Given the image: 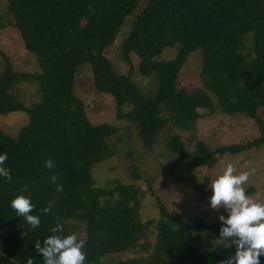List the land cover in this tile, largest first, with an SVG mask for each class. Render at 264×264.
<instances>
[{
	"label": "trees",
	"instance_id": "1",
	"mask_svg": "<svg viewBox=\"0 0 264 264\" xmlns=\"http://www.w3.org/2000/svg\"><path fill=\"white\" fill-rule=\"evenodd\" d=\"M8 13L14 16L26 49L37 55L40 71L16 70L2 52L0 115L26 111L29 121L15 137L0 128V152L7 154L4 166L11 173L10 180L0 178V264H27L29 258L32 264H43L35 243L52 235L50 229L57 223L63 235L71 234L70 220L86 223L84 264H220L232 255L231 243L202 249L191 239L201 231H219L221 223L183 219L162 202L161 217L145 223L139 212L143 194L139 188L120 182L114 187L95 185L92 167L114 154L108 138L116 128L93 124L73 88L79 67L90 63L98 91L114 97L117 116L138 125L149 149L167 124L194 129L202 117L200 108L245 113L258 123L260 135L255 139L216 149L198 140L193 152L179 134H172L167 146L179 154L188 173L199 166L212 167L227 153L258 147L264 144V118L259 114L264 107V0H8ZM131 13L135 20L121 45L130 69L117 73L105 52ZM5 25L0 18V29ZM249 32L254 57L240 52V38ZM176 45L174 58H160L164 48ZM197 48L203 53L202 87L188 91L179 87V76ZM132 54L139 58L140 74L156 75L154 96H145L132 80ZM23 81L38 82L41 94L29 106L13 92ZM126 107L130 109L125 111ZM48 158L54 163L51 170L44 166ZM53 174L55 182L50 179ZM25 185L28 191L23 194L31 197L32 214L40 217L36 228L27 227L10 206ZM252 189L244 190L248 194ZM44 207L50 209L47 214ZM153 223L156 240L141 242ZM134 248L147 254L104 259Z\"/></svg>",
	"mask_w": 264,
	"mask_h": 264
},
{
	"label": "rangeland",
	"instance_id": "2",
	"mask_svg": "<svg viewBox=\"0 0 264 264\" xmlns=\"http://www.w3.org/2000/svg\"><path fill=\"white\" fill-rule=\"evenodd\" d=\"M146 1V0H145ZM134 10H139L140 4ZM135 13L127 16L115 42L107 48L105 54L111 60L117 73H128L130 66L121 55V45L129 35L135 20ZM0 18L6 25L0 29V60L2 52L12 61L16 70L38 72L40 67L37 55L26 49L19 29L14 26V16L8 13V0H0ZM253 32L246 33L240 38V52L254 57L252 48ZM178 45L164 48L160 58L172 59L178 52ZM243 48V49H242ZM134 65L132 80L140 87L145 96H154L158 90L156 75L144 76L139 73L138 56L132 54ZM203 53L201 48L194 50L179 76V87L193 91L202 87L201 67ZM244 61H248L244 57ZM3 70V64L0 65ZM74 94L83 100L89 119L93 124L109 123L116 132L108 138V144L114 154L108 159L96 163L92 167V176L96 186H115L117 182L134 185L141 194L140 217L143 222H156L161 217L160 204L174 215L187 220L203 219L208 223H221L220 216H227V211L221 206L218 209L209 207L208 197L211 181L222 174L227 164L234 168L233 174L247 172L248 179L242 187L252 191L247 195L258 203H264V144L239 153H227L220 157L212 166H199L194 172L188 173L186 165L179 159V154L173 153L167 146L172 134H179L186 148L193 152L196 142L202 140L211 149L221 144L246 142L260 135L258 123L245 113L226 114L221 110L199 109L202 117L194 129L183 130L172 124H167L159 132L154 146L149 149L144 146L139 127L124 118L117 116L114 97L98 91L90 63H83L77 73L74 84ZM13 92L25 105H32L40 99L38 82L23 81L18 83ZM130 107H126L128 111ZM264 118V107L259 109ZM29 114L26 111H12L0 115V128L8 135L16 136L19 130L28 123ZM202 186L201 190L197 186ZM71 233L75 232L78 239H85L86 223L82 220L68 221ZM184 234V233H183ZM157 229L153 223L147 227V233L140 241L153 243L156 240ZM191 239L202 249L214 248L221 243H231V238L222 240L219 231H201ZM3 241L0 239V252ZM83 251V249H82ZM147 254L139 248H134L121 254L107 255L108 261L126 260ZM109 257V258H108Z\"/></svg>",
	"mask_w": 264,
	"mask_h": 264
},
{
	"label": "clouds",
	"instance_id": "3",
	"mask_svg": "<svg viewBox=\"0 0 264 264\" xmlns=\"http://www.w3.org/2000/svg\"><path fill=\"white\" fill-rule=\"evenodd\" d=\"M6 159L7 154L0 152V178L10 180V170L4 166ZM44 166L51 170L54 163L48 158ZM233 173V165L227 164L222 174L213 179L209 186V207L218 209L223 206L228 213L227 216H220L222 224L219 236L222 240L231 238V244L235 247V252L220 264H260V257L264 255V203L254 202L242 187L248 179L247 172ZM50 179L55 182L57 177L53 174ZM27 191L28 186L25 185L21 194L10 201V206L16 216L23 218L27 227L36 228L40 224V217L32 214L34 205L31 197L23 194ZM49 211L48 207L42 209L45 214ZM50 232L52 235L44 238L42 243H35L43 264H84V239H78L75 232L63 235L60 223L55 224ZM27 264H32L31 258Z\"/></svg>",
	"mask_w": 264,
	"mask_h": 264
}]
</instances>
